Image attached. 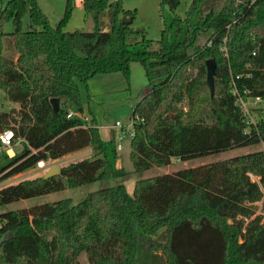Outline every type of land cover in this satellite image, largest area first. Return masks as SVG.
<instances>
[{
  "label": "trees",
  "instance_id": "16d2710c",
  "mask_svg": "<svg viewBox=\"0 0 264 264\" xmlns=\"http://www.w3.org/2000/svg\"><path fill=\"white\" fill-rule=\"evenodd\" d=\"M206 2L193 0L184 18L165 17L155 48L146 38L129 43L140 32L134 14L121 21L120 2L83 0L95 29L68 32L75 0H67L56 27L37 0H9L0 10V89L18 108L0 111V132L12 130L25 146L0 166V182L40 161L90 146L99 152L61 167L57 176L1 189L0 206L264 142V108L250 124L237 102L238 96L264 101V0H212L208 12ZM180 4L161 3L173 13ZM108 8L112 25L105 31L101 16ZM27 15L40 30L23 29ZM9 21L15 30L6 34ZM209 59L216 63L213 97ZM135 62L151 90L133 109L132 118L141 120L130 143L134 172H128L118 166L117 140L105 142L94 118L88 125L67 113L71 106L84 113L81 84L99 74L129 79ZM53 98L60 100L58 112ZM262 201L264 151L184 168L137 181L133 194L120 184L76 205L63 199L1 213L0 264H81L84 255L89 264H264ZM239 214L247 225L236 221Z\"/></svg>",
  "mask_w": 264,
  "mask_h": 264
},
{
  "label": "rangeland",
  "instance_id": "374dc122",
  "mask_svg": "<svg viewBox=\"0 0 264 264\" xmlns=\"http://www.w3.org/2000/svg\"><path fill=\"white\" fill-rule=\"evenodd\" d=\"M9 0H0V10L6 5ZM42 11L48 17V21L52 27H56L63 19L66 12L67 0H37ZM110 3L120 2L124 13L121 15V21H131L133 14L135 16L133 29L139 31L140 35L131 36L129 38L130 44H136L146 38L153 41V47L157 48L156 43L161 38V32L164 28V19L171 15H178L182 18L185 17L193 0H181L179 8L173 13L168 6L162 9L163 0H109ZM212 0H207L204 4V11L208 12L211 8ZM113 12L108 8L101 16V27L108 31L111 29ZM6 34L14 32L15 27L13 22H6L3 26ZM23 29L25 31L40 30L33 24L29 15L23 19ZM95 23L93 16L87 13L83 6V0H75V7L73 9L71 18L67 22L64 30L71 31H93ZM12 39L7 37L5 39L6 50L4 55L9 57L7 48ZM207 42L206 37H201L199 45L203 46ZM148 79L145 70L140 63L131 64V73L127 79L121 73L99 74L89 80L88 85L81 84L80 89L82 93L84 113H79L75 106H71L69 111H72L75 116H81L86 124L90 125L93 118L95 119L105 142L117 140L121 143L122 150L119 151L118 166L124 168L128 172H134L133 164L130 158L131 155V137L128 134H123L122 129L115 126L116 122H120L123 126H127L132 118L133 109L141 98L147 95L151 88H148ZM245 102L246 112L250 121H257L261 116L258 112L259 108H264V101L257 103L252 98L243 99ZM18 108V104L9 101L5 97V92L0 89V111L9 112ZM122 138V140H120ZM25 146V142L14 147V151L20 154ZM14 151L10 150V155H14ZM264 151V142L250 147L228 150L225 152L212 154L206 157L192 159L188 161H181L173 159L172 164L166 167H158L152 170H147L141 174L133 173L128 179H110L106 181H98L92 184L84 185L78 188L61 190L41 197L26 199L11 203L8 205L0 206V214L12 210L22 208H29L33 205L57 202L63 199H71L73 204L76 205L85 199L90 193L115 187L120 184L126 186L127 191L133 194L135 184L139 180L149 179L169 173H174L178 170L190 167H199L209 163H215L229 159L235 156L244 155L247 153ZM99 149L97 147H88L80 151L66 155L57 161L49 160L44 169L33 168L18 175L12 176L0 182V190L15 185L21 181L28 179H35L43 177L53 166L60 168L71 163L91 158L97 155ZM5 153H0V166L7 163L10 157ZM254 180L257 178L253 177ZM258 214H264V201L259 203ZM237 222H243L247 225L249 220L244 218L242 214L236 216ZM232 223V222H231ZM152 257H158L159 254L152 252ZM81 264H89L86 256L80 257Z\"/></svg>",
  "mask_w": 264,
  "mask_h": 264
},
{
  "label": "built area",
  "instance_id": "2783aa9c",
  "mask_svg": "<svg viewBox=\"0 0 264 264\" xmlns=\"http://www.w3.org/2000/svg\"><path fill=\"white\" fill-rule=\"evenodd\" d=\"M211 45V44H209ZM255 102L260 103L263 102V100L259 97L257 98H252ZM239 106L241 107V109L243 110V112L246 114L247 116V120L248 123H253L255 124L256 121H250L248 118V113L246 112L247 108H245V102L243 100L242 97L238 96V100H237ZM75 114L72 111L68 110L67 113V118H74ZM140 118H131L130 123L127 126H123L120 122H116L115 126L122 129L123 134H128L131 138H133L134 136V130H135V123L140 122ZM15 136H14V132L12 130H6V131H1L0 132V153L5 152L10 158H13L16 153L14 151V147L18 144H20L21 142H24L23 139H17L16 141H14ZM120 140H122V138H120ZM118 151L122 150V145L121 143L118 142ZM13 150L14 151V155H10L9 151ZM47 162L46 161H40L38 162L36 168L39 169H44L46 167Z\"/></svg>",
  "mask_w": 264,
  "mask_h": 264
},
{
  "label": "water",
  "instance_id": "95a60500",
  "mask_svg": "<svg viewBox=\"0 0 264 264\" xmlns=\"http://www.w3.org/2000/svg\"><path fill=\"white\" fill-rule=\"evenodd\" d=\"M206 66H207V82L211 91V96L213 97L215 92V75H216L215 60L214 59L207 60ZM51 103L53 105L55 112H58L60 109V100L57 98H53L51 99ZM59 174H60V167L56 165L50 168V170L45 174L44 178L49 179Z\"/></svg>",
  "mask_w": 264,
  "mask_h": 264
},
{
  "label": "crops",
  "instance_id": "0c3cea01",
  "mask_svg": "<svg viewBox=\"0 0 264 264\" xmlns=\"http://www.w3.org/2000/svg\"><path fill=\"white\" fill-rule=\"evenodd\" d=\"M105 30V29H104ZM131 143V142H130ZM57 161V160H56Z\"/></svg>",
  "mask_w": 264,
  "mask_h": 264
}]
</instances>
